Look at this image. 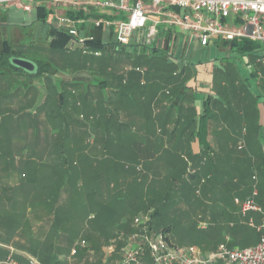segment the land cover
I'll use <instances>...</instances> for the list:
<instances>
[{
  "label": "trees",
  "instance_id": "obj_1",
  "mask_svg": "<svg viewBox=\"0 0 264 264\" xmlns=\"http://www.w3.org/2000/svg\"><path fill=\"white\" fill-rule=\"evenodd\" d=\"M39 10L32 22L41 21L48 26L50 38L46 47L53 54L66 50L72 44L71 36L55 27L51 22L53 14ZM162 35V39L150 45L133 36L127 45L121 47L131 56H145L147 68H143H146V74L157 73L161 84L164 82L169 87V103L158 109L142 102L135 112L128 111L127 118H121L119 106L107 110L100 105L76 115L73 106L68 107L65 102L64 86L69 88L68 95L83 92L87 95L96 88L116 94L117 91L111 90L116 77L120 86L130 88L131 91L123 89L127 93L134 94L132 89L136 84L145 85L140 84V72L131 70L125 72L126 75L116 69L110 72L106 62L101 60L93 64L70 63L69 74L55 77L48 85L58 102L55 109L46 108L51 100L49 97L50 100L46 98L34 111L28 110L25 104L5 109L0 104V260L7 256L24 260L10 252L7 245H12L43 264H115L122 258L126 247L143 242L141 236L135 235L140 228L133 226L135 216L140 213L148 215L149 232H160L163 238L171 240L169 232L172 233L174 225L179 222L170 218L174 209L185 214L186 219L187 211L196 207V200H215L216 188L221 190L223 200L230 198L225 192L241 188L243 174L238 173L247 165L238 156H228L226 159L231 163L221 173L216 166L223 165L227 145L208 139V120L213 118L212 107L218 101V98H212L215 95V85L211 87L214 81L222 76L232 82L229 92L236 102L233 93L240 95L246 87L245 79L238 71L228 70L229 64L218 67L215 60H203L200 56L210 50L208 45L198 44L199 51L191 50L186 36L183 35L178 43L177 33L166 31ZM161 40L163 45H160ZM91 46L102 49L99 42ZM215 46L225 51L218 59L220 62L233 53L248 55L254 60L252 54L259 49V43L247 39L219 41ZM191 56L200 58L195 61ZM12 57L34 61L36 72L30 74L13 66L10 63ZM54 59L55 55L40 58L36 51L18 47L10 38L0 41V75L36 77V83L39 82L37 79L54 77L59 72L61 65H55ZM257 67L262 68V65L256 64ZM165 68L172 72L161 75V69ZM261 72L264 81V68ZM250 75H256V69ZM159 81H152L148 92L158 86ZM197 82L198 86L195 85ZM260 84L261 94H264V82ZM195 87L200 91L207 90L203 99L196 103L191 98L187 107L179 106L184 97H191L187 93ZM107 98L112 99L110 95ZM127 98L128 103L130 97ZM224 98L226 100L227 96ZM196 104H201L200 110ZM173 108L176 120L169 124V112ZM182 119L184 122L180 128ZM250 123L247 118L246 125ZM259 127L257 121L255 133L245 135L250 154L256 156L262 152L261 138L257 133ZM21 130L32 132V147L24 144L23 151L16 153L10 148L12 133ZM195 140L199 145L197 152L191 147ZM212 157L219 161L213 163ZM262 175L264 178V171ZM217 180L222 181L221 186L215 182ZM242 195L238 194L241 198ZM179 203L187 204V211L175 206ZM168 205H171L170 209ZM220 214L223 218L228 213L222 210ZM229 216L233 218V215ZM232 223L230 231L235 235L241 233L243 224ZM216 225L211 226L213 236ZM127 240L130 242L126 243ZM221 240L218 245L223 242ZM170 243L174 244L172 240ZM109 244L113 249L107 253L104 246ZM226 244L233 247L231 243Z\"/></svg>",
  "mask_w": 264,
  "mask_h": 264
},
{
  "label": "built area",
  "instance_id": "obj_2",
  "mask_svg": "<svg viewBox=\"0 0 264 264\" xmlns=\"http://www.w3.org/2000/svg\"><path fill=\"white\" fill-rule=\"evenodd\" d=\"M46 5L53 10L55 27L71 36L69 47L80 44L85 53L101 54L100 49L91 46L94 42L110 50L127 45L133 36L150 45L162 32L170 31L201 46L235 39L255 41L259 49L252 54L254 64L264 66V0H0V7L8 6L25 13ZM254 64L249 70L254 69ZM129 69L141 73L145 70L139 66ZM256 194L253 190L249 196L234 198L241 214L247 216V224L259 233L253 246L229 247L221 242L215 251L204 254L194 246L170 243L161 233H145L148 216H135L133 224L143 228L135 235L141 236L143 242L126 247L115 264H210L216 258L221 264H264V210L255 201ZM250 212L260 213L259 222L248 216ZM198 228L206 225L200 222ZM0 264L41 263L32 257L21 261L8 256Z\"/></svg>",
  "mask_w": 264,
  "mask_h": 264
},
{
  "label": "rangeland",
  "instance_id": "obj_3",
  "mask_svg": "<svg viewBox=\"0 0 264 264\" xmlns=\"http://www.w3.org/2000/svg\"><path fill=\"white\" fill-rule=\"evenodd\" d=\"M10 14L12 16L10 20L12 21H10L8 18L4 19L3 17H0V21L4 20V22H7V21L9 22L8 23L9 29L0 27V41L4 38V36L9 35L10 41L14 45L18 47H22L25 50L31 49L32 51H36L37 55L40 58H50V55L51 56L55 55L54 64L61 65L59 72L56 73L54 77L52 76L50 78L47 77L46 79H42V78L37 79L40 85H43V86L50 85L51 82L52 83L54 82L55 77L58 78L60 76H65L69 74V72H71V70L69 69L71 65L70 63H74V62L75 63L76 62H87L89 64V63H92L98 60L105 61L106 65H108L107 67L109 68L110 72L116 69V71H121V73H124L125 75H126L125 72L131 71L129 69L130 67H135V66L146 67L147 65V59L145 58V56L134 55V54H132L131 56V53L129 54L126 49H122V48H115V49H110V50L103 48V49H100L101 50L100 55H94L91 52L90 53L83 52L82 46L80 44H75L74 46L66 48V50L64 51L63 50L56 51L53 54L52 53L53 51H51L49 48L46 47L47 38L49 37V31L45 29V25L39 24L36 21L32 22L33 16L35 15L34 13L29 15V13H25V12L23 13L22 11L10 9ZM18 15H22L24 18L23 20L25 21H21V18L18 17ZM15 19L18 21L20 20L21 22H24V23H21L20 21L18 22ZM163 36L164 35L162 34L159 35L158 39L159 38L162 39ZM163 43L164 41L161 40L160 45H163ZM233 54L232 56L221 60L222 66H224L225 64L226 65L229 64L227 67L228 70L232 72L238 71V74L240 76H244L246 71L249 70L248 67H250L251 64H254V60L251 58L247 59V55L236 56ZM246 61L248 63H246ZM205 64L206 63H204L203 65ZM214 64L220 67L219 62L217 63L214 62ZM255 66L256 64H254V67ZM161 71H163L161 75H163L164 73L170 74L172 72V70H167V68L161 69ZM116 74L119 75V73H115V75ZM18 75L22 76V74H17V75L13 74L12 76H9V77L8 75H4L2 77V79L7 78L10 80L6 82L7 85H10L9 88H6L7 93H10L9 94L11 98L10 104L12 105L10 106L13 108H18V106L20 105L22 106L23 104H25L28 110L34 111L37 109L39 105L43 103L42 102L39 104L40 98L42 101H43V98L40 95L36 96V94L34 96V89L30 88L31 86L35 85L36 77H34V79L25 77L24 80L26 81V85L28 87V95L31 94L32 99L34 101L38 100L37 101L38 103L36 102L35 104L33 102L28 103L24 98H22L23 96L22 95V96H19V98L23 101V103L21 104L20 102L15 101L18 99L17 95L22 94L21 92L22 86L24 85L22 83L23 81L22 77H19ZM143 78L145 79V85L136 84L134 88L132 89V90H135L133 94L130 92L131 91L130 88L120 86L117 80V77H116V81L111 87V90L117 91L116 94L114 93L115 96L113 93H111L110 90L103 89V88H100V89L96 88V90L94 89V91H90L87 95L84 92L81 93V91H80L81 94L79 95H75V94L68 95L69 88L67 86H64L63 91L65 92V96H66L65 102H68V105H67L68 107H70V105L73 106L72 110L74 111V113H76V115L77 113H81V112L87 113L93 107L98 108L100 105H102V107L104 108L107 107V110L109 108L119 106L121 108L119 109L121 118H127L126 114L129 113L128 111H130L131 113L132 111L135 112L137 110L136 109L137 106L141 104L142 102H144L147 105H152V106L155 105L157 109L159 108V106L162 107L160 103L166 100H168V102H166L165 104H168L169 99H170L169 98L170 94L166 92L168 91V89H166L168 88L166 86L167 84L164 82L163 84H161V82L158 80L157 73H154L153 71L148 72ZM66 79H68V77ZM152 81H159L158 86H155V89L148 92L150 90L149 86ZM153 84H156V83H153ZM195 85L198 86V84H195ZM214 85H215V81H214L213 86L211 87H214ZM51 88L54 90L53 86H51ZM124 88L130 91H128L127 93V91L123 90ZM196 88L198 87H195L189 91V94L191 95V97L194 98V100H198L199 99L198 97L200 96V93ZM201 91H204V90H201ZM108 95H110L112 99L107 98ZM234 95H236V98H235L236 102L240 101L241 103H244L246 99L248 100V102L249 100H251V102L254 104L257 102V106L259 107L258 116L260 119V123L262 125L261 131L259 133V136L261 138L260 145L262 147V150H264V94H259L258 90L257 91L253 90L251 86L247 85V88L245 87L244 90L240 91L239 96H237V92L233 93V96ZM3 96L4 95L2 94L0 99L1 98L7 99V96L6 97H3ZM227 96L230 99L229 101H231V99L233 100V98L229 96L228 92H227ZM127 97H130V100L128 103L126 101V99H128ZM218 97H219V94L212 96L213 99H217ZM48 103L49 104L46 105V108H48V110L55 109L58 106L56 97H52V99ZM83 105L85 106V108ZM187 105H188V100L186 99V97H184L183 104L179 102V106L187 107ZM128 106H130V108H127ZM122 108H124V110ZM231 109H232L233 124H228V125L232 129V132L228 133V130H223L221 133H219L218 131L219 134H216L215 132V128H217L218 130L224 128V126H222L220 122L225 121V117H226L225 115L223 119L217 118V120L215 119L208 120L210 131L213 137L215 138L216 143L221 142L222 144L227 145V150H226L227 155L225 156V159L228 156L229 158L233 156L244 158L247 156V154L250 153V146L247 145V141L245 140V135L251 136L252 134H254V131L248 125H246L247 122L243 124L244 123L243 115L240 116V113L237 112L233 107H231ZM95 111L96 113H98L97 110ZM174 111H175L174 108L170 110L168 122L170 121L172 122L173 120L172 115H175L173 113ZM84 117L85 116L83 115V118ZM80 118L83 119L82 117ZM95 119H96V116H95ZM182 124H183V121L179 123L180 128L183 126ZM46 127L47 126H44V128ZM197 128H198V123H197ZM30 132L21 130L17 134L12 133V142L10 143L11 150H13L16 153H20V151H23L24 149V148L21 149V147H23L24 144L31 145L32 147L31 139L33 137V134L31 132L32 136H30L31 135ZM178 133H182V132L179 131ZM240 133H241V136L239 138ZM211 139H212V136H211ZM217 154H218V151H217ZM216 157H219V159L223 160V158L218 155H216ZM219 159L218 160L214 159V157L211 158V160H213V163L215 164L219 161ZM225 159H224L223 165L217 164L216 166L221 171V173H224L228 169V166H227L228 163H231L229 159H226V160ZM211 160H209V162ZM215 182L219 186H221L222 181L217 180ZM218 189L219 188H216V190ZM216 190L213 195L215 200H212V199L211 200H196V203H195L196 207H194L193 209L189 211H187L186 209L187 204L179 203L175 205L179 209L186 210L187 216L185 219L184 218L185 214L181 213L178 209H174L171 212L170 218L172 217L174 222L179 221L177 224L174 225L172 229V233L169 232V236L170 235L172 236L171 240L174 242V244H176L177 246H185V247L194 246L200 249L204 254H207L217 249V245H218L217 243L220 239H222L221 241L226 242V243H231L233 247H238V248L250 247L257 243L259 239V233L254 228H252L251 226L247 224V216H243L241 214L242 215L241 223L243 224V230L241 231V233H239L238 235L237 234L235 235L232 233V231H230L229 224L233 221V218H231L229 215L230 214L236 215L237 213H234V212H237L239 209L238 207L239 205L234 200H232L234 199V196L237 195L236 191L232 189L231 192H228V191L225 192L226 197L230 196V198L229 200H223L222 199L223 196H220L221 190H218V191ZM219 198H221V200H219ZM170 206H169V209H170ZM222 210L226 211L228 214H225L223 218H220L222 216L220 214ZM138 216H143V214L140 213ZM200 222H202V224L204 223L206 225V228H203V229L198 228V224ZM215 225L218 227H217L215 235L213 236L214 233H212L211 226H215ZM171 240L169 239L166 241L170 242ZM21 261H24V260H21ZM210 264H221V260L216 258L215 261L211 262Z\"/></svg>",
  "mask_w": 264,
  "mask_h": 264
},
{
  "label": "crops",
  "instance_id": "obj_4",
  "mask_svg": "<svg viewBox=\"0 0 264 264\" xmlns=\"http://www.w3.org/2000/svg\"><path fill=\"white\" fill-rule=\"evenodd\" d=\"M10 9H13V8L12 7H8V6H1L0 7V17H3L4 19L5 18L6 19L8 18L10 20L12 18L11 14H10ZM37 10H39L42 13H44V12L47 11L48 13L53 14V10L51 9V7L49 5H46V6H40V7L34 8L31 11V13H29V15H31L32 13H34L36 15ZM18 11H20V10H18ZM18 17L21 18V21H25V20H23L24 18H23L22 15H18ZM10 21H12V20H10ZM16 21H18V20H16ZM36 22H38L39 24H43V25L46 24V23L41 22V21H36ZM51 22L54 23L53 22V18H52ZM8 23H9L8 21L7 22H4V20H2V21H0V27L5 28V29L6 28L9 29V24ZM21 23H24V22H21ZM45 29L48 30V26L45 25ZM182 37H183L182 34H178V36L176 37V40H177L178 43H180L182 41V39H183ZM4 38H9V35L4 36ZM49 38L50 37L47 38V45H48ZM190 45L192 47L191 50H193V49L196 50L197 49L199 51V45L196 42H190ZM209 47H210V50H208L207 54H204L203 56H200V57H202L203 60H207V59L208 60H215V62L216 63L219 62L220 67H222V62L218 61V59L224 55L225 51H223L222 49H220V47L215 46V44H211V45H209ZM183 50L185 51L184 47H183ZM180 54H183V52H181ZM200 57L199 56L198 57L195 56V57H192V58L196 61V59L198 60ZM215 58H217V59H215ZM249 58H250V56L247 55V59H249ZM262 68H264V66H262ZM262 68H258V67L256 68V66H255L254 69H256V75H250V73H251L252 70H248V71H246V73L244 74V76H242V78L245 79V85H246V87H247V85L251 86L253 90H256V91L258 90V93L259 94L262 93V90H261L262 88L260 86L261 85L260 82H264L263 81V77H262V72H261V69ZM146 71L147 70L145 68V70H144V72L142 74V77H141L144 80V82L141 83V81H140V84H144L145 83V79L143 77L145 76ZM257 71H259V73ZM4 75H8V77L11 76V74H9V73L8 74H4ZM4 75H0V93H2L4 95L3 97H6L7 96V99L6 98H3V99L1 98L0 99V104H1V107L5 109V108H12L11 107L12 105L10 104L11 103V98H10V95H9L10 93H7V89H6V88H9L10 87V85H7L6 84V82L7 81H10V80L7 79V78L6 79H2V77ZM15 75H17V74H15ZM18 76L19 77H22V80H23L22 83L24 85L22 86V91H21L22 94H18L17 95V98L18 99L15 100V101L16 102H20L22 104L23 101L19 98V96H22L23 95L22 98H24L28 103L29 102H33L34 104H35V102L38 103L37 102L38 100L37 101H34L32 99L31 94L28 95V87L26 85V81L24 80L25 79V75H22V76L18 75ZM196 84H198V82ZM30 88L31 89H34V96L36 94V96L40 95L43 98V101L40 98L41 101L39 100V104L42 103V102H44L47 97H49L50 99H52V97L55 96L54 93H51V89H50V87H48V85L43 86V85H40L39 82H36L35 85L34 86H31ZM231 88H232V82L226 81V79L223 78L222 76L218 77L217 80H215V87L213 88V93L215 95L219 93V97H218V101H217L216 106L215 107L214 106L212 107L213 118H211V120H214V119L217 120V118L223 119L224 115L226 116L225 117V121H221L220 122L222 124V126H224V128H222L220 130H218L217 128H215L216 134L221 133L223 130H228V133L232 132V129L229 127L228 124H233V120H232V109H231V107H233L237 112L240 113V116H242V115L244 116V123L243 124H245V122H247V118H249V121L251 123L248 126L254 131V133L256 131L255 124L258 121V124L260 125V127L257 129V133L259 135V133L261 131V126L262 125L260 123L259 116L257 115V110L259 108L257 106V102L254 104V103L251 102V100H249V102H248L247 99H246V101L244 103H241L240 101H239L240 103L239 102H234L232 99H231V101H229L230 99L228 98V96L226 94L228 92L229 96L232 97V95L229 92ZM154 89H155V86H154ZM166 89H169V87L166 88ZM198 91L200 93V96L198 97L199 98L198 100H194L196 103L198 101H201L203 99V97L205 96L204 94L207 93V90H205V91L198 90ZM166 92L168 94H170L168 91H166ZM2 94H0V97L2 96ZM187 94H189V91H188ZM226 96H227L228 101H227V99L225 100V98H224ZM191 98L194 99L193 97H190V96H188V98L186 97V99L188 101H191L192 100ZM166 102H168V100L160 103V105L163 106V104H165ZM35 106H37V105H35ZM196 108L198 110H200L201 104H196ZM258 114H259V110H258ZM172 119H173L172 120V123H173L176 120V118H175L174 115H172ZM181 121L184 122V120H180L179 123ZM169 124H171V121L169 122ZM218 131H219V133H218ZM238 133H239V131H238ZM211 136H212V139H211ZM208 139L210 141H215V138L213 137V135H212V133L210 131V127H209ZM191 147L193 149V152H197L198 151L199 145H198L197 140L192 141ZM260 153L262 155L259 154L258 156L251 155L249 153V154H247L246 157L242 158L244 160V163H246L247 167L244 168L243 171H240L238 173L240 175L243 174V178H242L243 184H242L241 188L236 191L237 192L236 193L237 195H235L234 198L235 197L241 198V197L238 196L239 193L244 194V195H242L243 196L242 198H244L246 196L251 195V193H252L253 190H256L257 191V194L255 195V201L258 204H260V206L264 210V178H263V175H262V172L264 171V156H263L264 155V150H262V152H260ZM250 156L252 158H250ZM243 160H242V163H243ZM238 207H239L238 211L237 212H234V213H237V214L236 215H233V222H235V221H238L239 222L240 221L239 223H241V216L242 215H241V211H240V206H238ZM39 214L41 215V212H39ZM92 216L93 215L91 214V217ZM248 216H252L256 222H259V220H260V213H258V212H250L248 214ZM148 220H149V216H148ZM148 220H147V222H146V224L144 226L145 233H148L150 235L159 234L160 232H158V233H150L149 232L150 230L148 228ZM232 224L233 223L231 222L229 225H232ZM133 226H134V224H133ZM138 230H140L142 232L143 231V228L142 227L141 228H138ZM128 241L129 240H127L126 243ZM106 246L108 247V245H106ZM106 246H104V250H106L107 253L110 252L113 249V245L112 244H109V247L112 248L111 250H109V248L107 249ZM7 247L9 248V250H10V252L12 254L14 253V254L18 255L20 258H24V261L27 258H29V257H34V256L28 254L27 252H25L24 250H21L19 248H15L12 245H7ZM34 258L39 262L38 258H36V257H34ZM145 260L148 263L150 262V259L147 256H146ZM39 263H41V262H39Z\"/></svg>",
  "mask_w": 264,
  "mask_h": 264
},
{
  "label": "water",
  "instance_id": "obj_5",
  "mask_svg": "<svg viewBox=\"0 0 264 264\" xmlns=\"http://www.w3.org/2000/svg\"><path fill=\"white\" fill-rule=\"evenodd\" d=\"M10 63L18 68L23 69L25 72L33 74L36 72V63L28 58L24 57H12L10 58Z\"/></svg>",
  "mask_w": 264,
  "mask_h": 264
}]
</instances>
